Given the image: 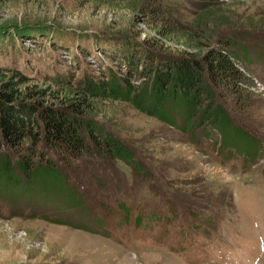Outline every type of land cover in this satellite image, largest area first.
<instances>
[{
    "label": "rangeland",
    "instance_id": "obj_1",
    "mask_svg": "<svg viewBox=\"0 0 264 264\" xmlns=\"http://www.w3.org/2000/svg\"><path fill=\"white\" fill-rule=\"evenodd\" d=\"M144 1L0 0V73L14 66L30 87L64 94L126 72V44L186 50L148 28ZM160 1L181 24L208 4L214 18L241 23L234 60L254 86L250 100L237 109L217 98L235 131L225 139L196 118L185 128L173 111L167 124L88 98L134 162L88 159L69 175V202L0 192V264H264V0Z\"/></svg>",
    "mask_w": 264,
    "mask_h": 264
},
{
    "label": "trees",
    "instance_id": "obj_2",
    "mask_svg": "<svg viewBox=\"0 0 264 264\" xmlns=\"http://www.w3.org/2000/svg\"><path fill=\"white\" fill-rule=\"evenodd\" d=\"M143 6L148 28L159 39L186 50L173 54L139 47L131 52L126 44L120 57L127 71L118 75L108 70L107 76L84 79L71 91L72 98H68L70 91L62 94L46 86L30 87L32 79L14 66L3 69L0 192L69 202L74 199L68 194L69 175L88 159L134 162L133 151L94 119L90 97L130 103L167 124L173 123L169 116L173 111L184 120L185 128L196 118L229 139L230 129L235 128L217 98H229L230 106L239 109L250 100L247 88L254 87L234 60L240 35L233 30L241 23L214 18L209 4L199 7V15L190 24L179 23L174 11L160 0H145ZM72 186L73 192L77 187Z\"/></svg>",
    "mask_w": 264,
    "mask_h": 264
},
{
    "label": "crops",
    "instance_id": "obj_3",
    "mask_svg": "<svg viewBox=\"0 0 264 264\" xmlns=\"http://www.w3.org/2000/svg\"><path fill=\"white\" fill-rule=\"evenodd\" d=\"M86 237V240L87 239H90V240H93V239H95V237H93V236H90V235H87V236H85ZM96 240H98V238H96ZM98 243V242H97ZM104 245V244H103Z\"/></svg>",
    "mask_w": 264,
    "mask_h": 264
}]
</instances>
